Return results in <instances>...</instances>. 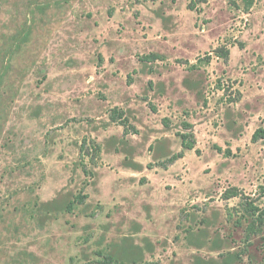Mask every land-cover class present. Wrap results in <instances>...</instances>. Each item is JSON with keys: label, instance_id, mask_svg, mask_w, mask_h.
Masks as SVG:
<instances>
[{"label": "rangeland", "instance_id": "obj_1", "mask_svg": "<svg viewBox=\"0 0 264 264\" xmlns=\"http://www.w3.org/2000/svg\"><path fill=\"white\" fill-rule=\"evenodd\" d=\"M244 1L0 0V264H264V224L244 241L264 209V0Z\"/></svg>", "mask_w": 264, "mask_h": 264}, {"label": "trees", "instance_id": "obj_2", "mask_svg": "<svg viewBox=\"0 0 264 264\" xmlns=\"http://www.w3.org/2000/svg\"><path fill=\"white\" fill-rule=\"evenodd\" d=\"M170 1L172 3L176 2V0H170ZM244 2H245L244 5L246 7H249L252 4V0H245ZM198 3L199 4L206 3V0H198L197 4ZM197 4L194 0H189V3L187 4V9L191 10V11L197 10L196 9ZM212 54L215 55L217 58L227 60L229 57V50L226 47L220 46V47H217L216 49H214V51H212ZM158 58H159L158 55L150 54V55L141 57L140 61L141 62H151V61H154ZM204 59L206 60V62H209L211 59V55H207ZM194 67L195 66H191V68H194ZM149 108L152 112L156 111V108L152 105H149ZM121 115H122L121 112H120V115H118V111L113 110V111H111L109 118L112 122H117L123 128V137H127L130 134V132H132L134 134L137 133V129L134 127H130L133 129L132 131L126 130V128H128L130 125H129L128 119L124 116H121ZM161 122H162V126L164 128H166V129L169 128L170 120L168 118L162 119ZM182 128L184 129L183 133H181V132L176 133V136L180 139L181 149L183 151H191L195 147V138H194V135L191 131L192 125L185 122L182 124ZM263 139H264V129L259 128L253 133L252 141L256 142L258 140H263ZM88 146H87V141L84 139L82 141V145H81V149H80V153H81L80 155L82 157L81 159H83V157L85 156L83 149L86 148V151H87L91 147V145H89V144H88ZM93 146H94L95 151L98 154H100V152H101L100 146L97 144H95ZM216 150L218 153L222 152V150L220 148H216ZM229 154H230L229 151H226L224 153V155H226V156ZM182 156H183V153L181 152L177 156H174L170 162H174L177 159L182 158ZM80 166H81V170H82L85 177L91 176V172L86 169L83 162H82V164H80ZM258 190H259L260 196L263 197L264 196V185L259 186ZM239 194H240L239 190L236 187H232L230 189V191H227L224 193V199L230 200L232 198L239 196ZM86 199H87V195H85L83 193H81L80 195H77L74 198V200L68 204V206L66 207V211L71 212L75 205L83 204ZM247 212L251 215L252 221L247 225V227L245 229L244 241H246V243L249 245V244H251V237L258 234L260 231V227L264 224V209H260L259 207L255 206L254 203H249ZM236 224L239 225L240 222H236Z\"/></svg>", "mask_w": 264, "mask_h": 264}]
</instances>
